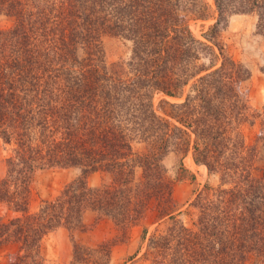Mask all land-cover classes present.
I'll return each mask as SVG.
<instances>
[{
  "label": "trees",
  "instance_id": "obj_1",
  "mask_svg": "<svg viewBox=\"0 0 264 264\" xmlns=\"http://www.w3.org/2000/svg\"><path fill=\"white\" fill-rule=\"evenodd\" d=\"M213 1L216 23L200 41L187 14L207 18L205 0H0V15L14 21L0 31V139L13 146L0 179V207L11 214L0 213V246L17 245L11 264H47L44 239L86 230L88 212L118 235L96 249L74 243V262L110 264L155 202L171 223L149 239L153 264H264V169L253 176L256 148L239 139L252 112L240 86L250 74L221 39L234 14L257 15L264 32V0ZM105 34L133 42L128 75L105 65ZM189 85L185 102L170 106L178 124L157 114L156 94L181 97ZM138 143L146 150L136 152ZM191 150L222 183L212 198L197 197L187 228L171 215L163 161L176 152L182 162ZM53 168L80 175L31 213L34 177ZM99 171L111 180L92 188L88 177Z\"/></svg>",
  "mask_w": 264,
  "mask_h": 264
},
{
  "label": "rangeland",
  "instance_id": "obj_2",
  "mask_svg": "<svg viewBox=\"0 0 264 264\" xmlns=\"http://www.w3.org/2000/svg\"><path fill=\"white\" fill-rule=\"evenodd\" d=\"M210 6L206 13L207 18L195 17L187 14L188 26L192 35L200 40L206 41L205 37L212 25L216 23L217 12L213 0H205ZM209 17V18H208ZM13 18L0 15V31L8 29L13 25ZM227 55L234 61L242 64L249 71V78L240 86L242 92L247 96L248 104L252 112L248 113L241 126L239 139L246 146L256 148L257 160L253 176L259 178L264 169V144L258 140L261 130L264 127V32L258 30V16L255 14H234L228 18V22L221 35ZM102 58L108 68L128 73L130 68L133 42L124 37L105 34L101 38ZM204 63L208 64V60ZM125 77H127L125 75ZM191 85L184 89L181 97H170L162 93L154 96V107L157 114L168 119L171 124H178L168 114L172 111L171 105H178L185 102ZM136 152L145 151L144 144H134ZM12 145L0 139V179L7 174V159L12 155ZM193 151L181 162V154L169 153L164 161V167L168 170V181L173 183L172 199L173 212L171 215L187 228H193L198 219V209L194 202L197 197L203 199L212 198L215 190L221 186V177L216 173H209L205 165H193ZM218 160V159H217ZM183 164L187 172L181 171ZM206 168H205V167ZM80 175L78 169L53 168L40 171L34 177L32 185V198L29 211L35 213L39 210L44 201L54 199L59 192ZM141 176V170L138 171ZM111 176L104 172H96L88 177V184L92 188H100L110 182ZM0 213L4 217H11V214L0 207ZM97 215L88 212L84 217L86 230L77 231L71 234L65 229L48 235L42 244V252L47 264H76L74 262V243L85 248L96 249L100 244L118 235L115 224L111 221V236L100 240L98 236H86L93 227L97 225ZM171 223L169 217L160 218L158 203H153L138 225L130 229L126 242L116 245L112 249L110 264H153L146 257L149 239L154 234H161ZM106 231L107 228H102ZM147 230L144 240V231ZM125 238V237H124ZM18 250L17 245L9 244L0 246V264H11L10 257ZM256 257H251L247 264H255ZM86 264V263H78Z\"/></svg>",
  "mask_w": 264,
  "mask_h": 264
},
{
  "label": "crops",
  "instance_id": "obj_3",
  "mask_svg": "<svg viewBox=\"0 0 264 264\" xmlns=\"http://www.w3.org/2000/svg\"><path fill=\"white\" fill-rule=\"evenodd\" d=\"M193 162V165L196 166V163L194 162V160H192ZM185 166V165H184ZM111 221L108 220V219H101L98 221L97 225L95 227H93V229L86 233V236H90V237H95V236H98V238L100 240H105L106 238L110 237L111 236ZM86 225V224H85ZM107 228L106 231H103L102 228ZM60 231V230H59Z\"/></svg>",
  "mask_w": 264,
  "mask_h": 264
}]
</instances>
